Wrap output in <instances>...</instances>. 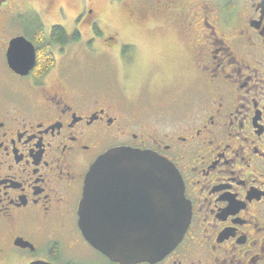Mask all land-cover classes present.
Wrapping results in <instances>:
<instances>
[{"label":"flooded vegetation","instance_id":"obj_1","mask_svg":"<svg viewBox=\"0 0 264 264\" xmlns=\"http://www.w3.org/2000/svg\"><path fill=\"white\" fill-rule=\"evenodd\" d=\"M22 1L0 0V264H121L79 225L87 172L121 146L169 161L191 204L178 245L132 264H264V0H109L169 25L179 43L184 78L144 94L116 72L102 80L75 68V45L88 67L118 53L120 33L103 30L90 0L76 20L88 39L64 27L72 40L51 43L53 68L14 71L12 39L31 42L36 62L35 38L51 42L42 14Z\"/></svg>","mask_w":264,"mask_h":264},{"label":"water","instance_id":"obj_2","mask_svg":"<svg viewBox=\"0 0 264 264\" xmlns=\"http://www.w3.org/2000/svg\"><path fill=\"white\" fill-rule=\"evenodd\" d=\"M7 57L14 71L27 74L36 63L35 47L16 37ZM190 220L191 204L177 170L149 150L111 148L86 174L79 225L86 240L112 261L163 258L182 240Z\"/></svg>","mask_w":264,"mask_h":264},{"label":"rangeland","instance_id":"obj_3","mask_svg":"<svg viewBox=\"0 0 264 264\" xmlns=\"http://www.w3.org/2000/svg\"><path fill=\"white\" fill-rule=\"evenodd\" d=\"M71 1L26 0L20 2L19 6L23 9L35 6L43 16L47 32H50L53 25H62L67 30L78 27L83 38H87L89 29L84 25L77 26L76 20L80 7L89 0H76L77 7L68 3ZM90 2L105 22V26L101 24L105 28L103 30L107 34L114 31L120 33L114 43V50L118 53L102 52L93 61L92 66L88 67L86 64L83 66L86 56L84 51L79 45H75L76 60L81 62L77 64L76 69L90 68L93 70L92 74L102 80H108L116 72L135 94L149 91L157 93L160 89L168 88L174 81L184 78L180 46L169 25L160 22L159 27V20L151 21L150 17L138 21L121 3L110 5L109 0ZM46 5H49L50 9L43 14L41 10H44ZM30 14L32 13L29 12L25 17L28 21L33 17ZM112 29L114 31L111 32Z\"/></svg>","mask_w":264,"mask_h":264},{"label":"trees","instance_id":"obj_4","mask_svg":"<svg viewBox=\"0 0 264 264\" xmlns=\"http://www.w3.org/2000/svg\"><path fill=\"white\" fill-rule=\"evenodd\" d=\"M35 39L38 44L36 68L44 69V71L53 68L56 63V58L51 51V43H68L72 40L62 25L52 26L50 35L51 42L45 41L42 33L38 34Z\"/></svg>","mask_w":264,"mask_h":264}]
</instances>
